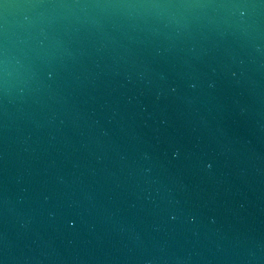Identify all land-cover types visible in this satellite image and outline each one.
Instances as JSON below:
<instances>
[{
  "label": "water",
  "instance_id": "obj_1",
  "mask_svg": "<svg viewBox=\"0 0 264 264\" xmlns=\"http://www.w3.org/2000/svg\"><path fill=\"white\" fill-rule=\"evenodd\" d=\"M0 264H264V0H0Z\"/></svg>",
  "mask_w": 264,
  "mask_h": 264
}]
</instances>
